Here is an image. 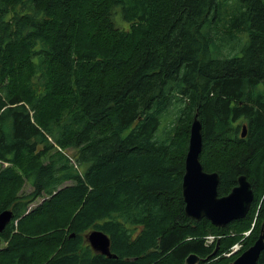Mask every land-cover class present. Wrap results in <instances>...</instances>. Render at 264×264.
<instances>
[{"label":"trees","instance_id":"obj_1","mask_svg":"<svg viewBox=\"0 0 264 264\" xmlns=\"http://www.w3.org/2000/svg\"><path fill=\"white\" fill-rule=\"evenodd\" d=\"M28 70L24 100L5 82ZM52 98L65 108L41 124ZM196 114L219 196L241 175L254 191L249 214L225 227L185 213ZM0 122V212L14 213L0 264H232L264 223V0H0ZM33 154L51 155L26 176L33 191L20 181L2 198ZM75 206L72 237L62 231ZM94 230L115 257L89 248Z\"/></svg>","mask_w":264,"mask_h":264},{"label":"water","instance_id":"obj_2","mask_svg":"<svg viewBox=\"0 0 264 264\" xmlns=\"http://www.w3.org/2000/svg\"><path fill=\"white\" fill-rule=\"evenodd\" d=\"M198 114L195 115L190 126V138L188 152L185 159V174L182 183V193L185 202V213L188 218L195 221L207 219L215 227H225L230 223L242 220L249 214L254 191L252 184L247 177L241 175L238 178L237 186L232 189L229 195L220 197L217 191L220 178L218 173H208L201 166L200 156L203 152V127ZM247 127L243 126L242 138L246 136ZM14 218L10 210L0 212V234L9 226ZM258 240L238 256L232 264H258L261 252L264 251V223L260 227ZM74 234H71L73 237ZM89 248L96 253L107 257H115L111 254L110 238L101 231H91L86 234ZM219 245L213 252H218ZM186 264H202L206 259L196 255L187 256Z\"/></svg>","mask_w":264,"mask_h":264},{"label":"rangeland","instance_id":"obj_3","mask_svg":"<svg viewBox=\"0 0 264 264\" xmlns=\"http://www.w3.org/2000/svg\"><path fill=\"white\" fill-rule=\"evenodd\" d=\"M247 41H248L247 35L240 41H232L231 46H232V48H234V50L236 52L235 54L241 55V49L243 46L246 45ZM29 75H30V71L28 70V74H27V72H25L24 74H17L16 76H13V73H9L6 76V82L5 83L8 86H10L11 91L13 93H16V94L19 93V95H21L24 100H27L28 96L30 94L28 87H27V84H28L27 81H29ZM60 101H61L60 98L59 99L56 98V100L54 98H52L49 100L48 104H46V107L41 112V119H40L41 124L49 121L50 119H53L57 115L59 116L61 111L65 108V106L60 104ZM0 124H1V122H0ZM59 152H61V151H59ZM63 152H65V154L68 156H74L73 155L74 152L72 150H66ZM50 156L51 155H48V157L47 156L40 157L37 154H35V155L33 154L30 157L25 158L24 161L22 162V166L20 168L16 169V171H17L16 173H18V177H19L17 184L15 182V183H10V185L9 184L6 185L5 189L3 188L2 192H1V197L5 198L7 191H9L10 189L13 190L14 188L17 187L16 185H20V183H21L20 181H22V183H23L22 192H21L22 194L23 193L28 194V193L32 192L33 191L32 186L29 185V183H27V182L24 183V181H27L26 176L29 174L30 171L37 168L40 164L48 162V158ZM69 183H71V182H69ZM65 185L67 186L68 184L66 183ZM40 200L34 205V207L35 206L37 207V205L41 204L42 200L41 201ZM75 209H76V206H75V208L72 209L73 213L71 214V216L67 220L64 221V223H65L64 226L66 228L65 231H62L64 235H67L70 233L72 234L74 232L72 222L74 220V217H75V214L77 211ZM254 223H255V221L253 222L252 226L250 227L251 229L249 231L245 232L242 235L240 241H237V243L235 245L240 244L243 248V244H244L245 240L249 237V235L252 231V227H254ZM218 238H219L218 236L209 235V236L205 237V239H206L205 243H207L208 245H212V244H214V242H216L218 240ZM213 239H214V241H212ZM3 245H4V242L0 239V247H2ZM231 249L226 254H223V255L227 258H231L227 255V254H229ZM56 252L57 251L52 252V254H55ZM232 256H234V255H232ZM48 258H50L49 254H48Z\"/></svg>","mask_w":264,"mask_h":264},{"label":"built area","instance_id":"obj_4","mask_svg":"<svg viewBox=\"0 0 264 264\" xmlns=\"http://www.w3.org/2000/svg\"><path fill=\"white\" fill-rule=\"evenodd\" d=\"M214 239L212 241H214ZM241 249H242V246L240 244H237V245H235V246L232 247L231 251L227 255L229 257H232V255H235L236 253H238L239 251H241Z\"/></svg>","mask_w":264,"mask_h":264},{"label":"flooded vegetation","instance_id":"obj_5","mask_svg":"<svg viewBox=\"0 0 264 264\" xmlns=\"http://www.w3.org/2000/svg\"><path fill=\"white\" fill-rule=\"evenodd\" d=\"M209 173V172H208Z\"/></svg>","mask_w":264,"mask_h":264}]
</instances>
